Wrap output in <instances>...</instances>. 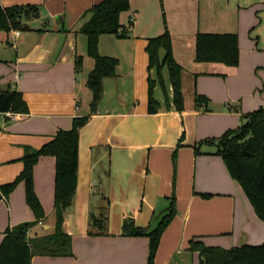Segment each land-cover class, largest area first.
Listing matches in <instances>:
<instances>
[{"label":"crops","instance_id":"0c3cea01","mask_svg":"<svg viewBox=\"0 0 264 264\" xmlns=\"http://www.w3.org/2000/svg\"><path fill=\"white\" fill-rule=\"evenodd\" d=\"M102 1L0 0L4 8L41 10L32 30L18 37L0 31V86L20 91L29 107L14 120L0 118V185L22 172L27 147L39 149L58 131L70 130L74 118L90 117L80 131L78 185L65 214L73 254L36 255L32 264H148L149 238L126 235L124 225L153 229L173 197L177 214L162 234L156 264H200L198 252L189 249L192 241L223 249L263 244L264 221L216 148L201 143L239 127L241 115L264 108V0H131L120 17L130 36L99 38V54L118 65L115 76L104 79L102 100L92 110L87 81L95 60L79 30ZM166 30L182 67L184 110L173 103L165 68L169 104L157 84L161 107L152 114L149 77L155 80L156 72L148 70L147 47ZM200 33L237 35L238 66L196 61ZM77 56L83 60L79 73ZM196 95L209 104L197 106ZM55 180L56 158L41 157L34 187L46 216L28 233L30 239L54 231ZM92 212L106 213L105 228L94 235ZM34 220L21 182L0 200V244L8 228Z\"/></svg>","mask_w":264,"mask_h":264},{"label":"trees","instance_id":"16d2710c","mask_svg":"<svg viewBox=\"0 0 264 264\" xmlns=\"http://www.w3.org/2000/svg\"><path fill=\"white\" fill-rule=\"evenodd\" d=\"M131 0H103L89 11L91 19L80 28V33L88 39V55L95 60V67L88 76L87 85L93 93L92 110L100 103L104 93L103 81L114 77L118 60L102 56L98 52V41L101 35L112 34L120 39L130 36V28L123 27L121 14L129 11ZM41 17L40 8L36 5L1 7L0 31H29L31 21ZM132 23H130V26ZM42 31V30H40ZM149 54V72L155 70L156 79L149 77V112L157 113L161 107L155 97V88L159 84L167 100V90L163 71L168 68L173 87V103L179 112L184 110L182 92V67L176 62L173 54L172 40L169 31L151 38L147 47ZM161 52H164L161 58ZM196 61L218 62L227 66H238L240 49L238 36L235 34L197 35ZM1 62V60H0ZM76 71L83 67L82 57H76ZM208 105L209 100L203 95H196V105ZM12 112L29 113V107L23 94L10 87L0 86V118ZM8 120V119H6ZM90 120L89 116L76 117L70 130H60L53 140L39 149L27 147L22 158L24 169L17 178L5 185H0V200L12 193L19 183L26 189V201L32 209L35 220L8 228L0 244V264H32L36 255L66 256L72 255V236L64 231L65 214L71 207L78 185V148L81 129ZM1 130V127H0ZM216 148L233 179L242 187L252 204L257 216L264 221V108L249 114L241 115V125L226 131L219 138L202 141ZM44 156L56 158L55 180V215L56 223L53 233L40 238L30 239L28 233L42 220L45 211L35 193L34 167ZM210 197V195H205ZM105 212L90 215L89 234H98L105 228ZM177 214L176 199L171 198L167 211L155 217L156 226L140 228L132 222H126L124 233L129 236H147L150 241L148 264H156L155 258L162 234ZM97 230V231H96ZM190 251L198 252L200 264H264V243L258 246L243 245L230 249L209 247L202 242L192 241Z\"/></svg>","mask_w":264,"mask_h":264},{"label":"built area","instance_id":"2783aa9c","mask_svg":"<svg viewBox=\"0 0 264 264\" xmlns=\"http://www.w3.org/2000/svg\"><path fill=\"white\" fill-rule=\"evenodd\" d=\"M14 34L17 37L20 36V32L19 31H15ZM1 116H2V118L8 119V120L9 119L14 120V119H16L17 114L12 113V112H7V113H5V114H3Z\"/></svg>","mask_w":264,"mask_h":264},{"label":"rangeland","instance_id":"374dc122","mask_svg":"<svg viewBox=\"0 0 264 264\" xmlns=\"http://www.w3.org/2000/svg\"><path fill=\"white\" fill-rule=\"evenodd\" d=\"M40 8V7H39ZM41 11V10H40Z\"/></svg>","mask_w":264,"mask_h":264}]
</instances>
